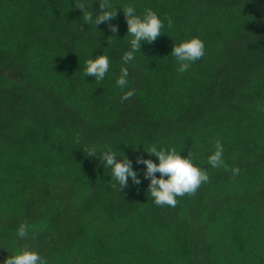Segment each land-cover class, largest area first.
Here are the masks:
<instances>
[{
    "label": "trees",
    "instance_id": "trees-1",
    "mask_svg": "<svg viewBox=\"0 0 264 264\" xmlns=\"http://www.w3.org/2000/svg\"><path fill=\"white\" fill-rule=\"evenodd\" d=\"M80 2L0 0V261L28 248L47 264H264V0H111L115 18L96 28ZM128 5L164 27L121 89ZM193 36L205 54L180 74L171 48ZM100 54L105 78L83 77ZM216 141L226 168L207 164ZM153 144L190 152L208 182L156 206L136 163L156 162ZM92 145L127 157L140 183L114 186Z\"/></svg>",
    "mask_w": 264,
    "mask_h": 264
},
{
    "label": "clouds",
    "instance_id": "clouds-1",
    "mask_svg": "<svg viewBox=\"0 0 264 264\" xmlns=\"http://www.w3.org/2000/svg\"><path fill=\"white\" fill-rule=\"evenodd\" d=\"M75 7L81 10L82 21L87 26L91 22L95 28L98 24H107L116 15V6L111 3V0H101L99 12L95 16L92 10L87 9L83 0ZM119 8L123 10L127 35L130 37L128 49L121 56L122 64L119 76L115 80L116 86L124 89L128 85L129 76L128 68L125 65L130 64L135 59V53L140 52L142 42L151 43L163 33L164 23L151 9H146L142 15H138L132 5ZM108 26L112 33L117 31L116 25L109 24ZM172 27V22L169 19L168 28L171 29ZM204 54V42L196 36L183 40L171 48V55L178 65L176 71L180 74L188 71L190 66L201 59ZM108 72L109 57L106 54L97 55L94 59L89 55V58L85 61L83 77L92 76L95 81L99 82L105 78ZM133 94L132 90H128L123 93L121 100L128 99ZM75 143L76 145L80 143L78 136L75 138ZM143 150L156 159V162L144 158H137L136 160L137 164L144 165L143 177L149 181L148 194L152 197V201L156 206L175 207L177 197L194 194L201 184L207 183L209 180L207 171L194 163L190 152L187 156L182 157L179 155V151L173 148L165 149L155 144L147 150L144 148ZM97 151L95 145L89 146L86 156L98 157L99 160H103V166L110 169L114 186L118 184L122 188L127 187L129 179L134 184L140 183L138 173L133 169L132 161L127 157L118 155V151L111 148L104 149L99 156ZM223 153V145L216 141L214 151L207 157V164L214 169L218 167L226 168ZM231 171L233 175H238L240 170L239 168H232ZM156 173H159V176ZM28 233V225L23 222L16 229V235L21 239L27 237ZM0 264H47V261L36 251L24 248L19 252L8 255L0 261Z\"/></svg>",
    "mask_w": 264,
    "mask_h": 264
}]
</instances>
